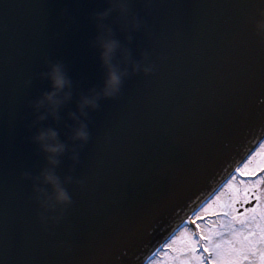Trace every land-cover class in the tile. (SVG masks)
Returning <instances> with one entry per match:
<instances>
[{
  "label": "water",
  "instance_id": "95a60500",
  "mask_svg": "<svg viewBox=\"0 0 264 264\" xmlns=\"http://www.w3.org/2000/svg\"><path fill=\"white\" fill-rule=\"evenodd\" d=\"M108 6L0 0V264H143L264 136V0H127L138 26L103 21L126 71L112 96L93 15ZM54 64L70 95L53 114L36 101ZM49 129L62 152L35 139Z\"/></svg>",
  "mask_w": 264,
  "mask_h": 264
},
{
  "label": "clouds",
  "instance_id": "9594fccd",
  "mask_svg": "<svg viewBox=\"0 0 264 264\" xmlns=\"http://www.w3.org/2000/svg\"><path fill=\"white\" fill-rule=\"evenodd\" d=\"M109 6L103 11L94 13V19L97 22L98 34L95 38V44L100 49V58L103 65L106 68V78L104 82L103 95L112 96L115 92L118 91L121 78L126 74L125 70H118L115 65L112 64V58L114 53L119 47L118 41L112 38V30L107 26L103 21L112 13H115V19L122 23L123 25H131L132 27L138 26L137 18L134 14H129V9L127 6V0H108ZM264 16V12L261 13ZM256 28L261 33H264V19L258 20L256 22ZM126 58V54H125ZM138 65H133V70L135 71ZM144 71H149L148 68H145ZM53 91L45 93L43 98L36 101L37 107H42L45 104L49 106L50 111L54 114L55 109L59 104L62 103V99H67L70 95L69 93H64L63 98L57 96V93L63 90L68 86L69 81L66 78L63 68L59 64H54L50 67L49 72L47 73ZM81 108L84 106L95 107V99L89 97H83L80 102ZM43 119V117H40ZM87 132L85 126L80 124L73 132V138L79 140L87 139ZM56 133L53 130L41 131L39 132L35 139L41 143V147L44 151L50 154H56L63 151V145L60 143H49L48 141H54ZM50 162L55 163V160L52 156L49 157ZM43 179L45 182L51 184L54 189V198L57 202H67L69 197L65 190L60 187L57 178L50 172L45 171L42 173Z\"/></svg>",
  "mask_w": 264,
  "mask_h": 264
},
{
  "label": "rangeland",
  "instance_id": "374dc122",
  "mask_svg": "<svg viewBox=\"0 0 264 264\" xmlns=\"http://www.w3.org/2000/svg\"><path fill=\"white\" fill-rule=\"evenodd\" d=\"M255 164L257 163L253 165ZM226 190L230 191V189ZM219 196L220 195H216L213 198L214 201L204 204L200 209L192 213L190 215L191 223L182 225L145 264H206V260L209 264H213V261H215L217 257L215 255L210 256L208 253L203 252V247L205 245L210 248L224 245L227 247L226 244L228 242H233L237 247L243 245L247 235L249 233H255L252 228L254 222L249 218L238 222L237 227L233 226L235 224H233V221L231 226H228L231 220H229V218L226 219L222 214L219 215V217L209 216L219 211L217 202L222 204L221 212H224V215L230 216V214L234 212L233 207L231 211L227 209L228 205L233 206L235 199L234 194L232 193L227 199L225 195L223 197ZM228 212L230 213L228 214ZM178 238L191 241L192 246H189L187 251L178 250L181 247L175 242ZM262 239H264V237H262ZM253 240H255L256 243L252 245L251 253L244 257L240 264H264V261L260 259V256L264 254V241H260L258 236L253 237ZM200 256H203L205 260H199Z\"/></svg>",
  "mask_w": 264,
  "mask_h": 264
},
{
  "label": "flooded vegetation",
  "instance_id": "af4514ba",
  "mask_svg": "<svg viewBox=\"0 0 264 264\" xmlns=\"http://www.w3.org/2000/svg\"><path fill=\"white\" fill-rule=\"evenodd\" d=\"M254 163H257V164L259 163L261 165V168H264V137L250 151V153L247 155L244 161H242V163L239 166H237V168L230 174V176H228V178L220 184V186L215 190L211 198L208 199L204 204L211 203L212 201H214L213 198L216 195H220L219 197H223L225 195L227 199L233 193L235 196L233 206H229V205L227 206V209L229 211H231L232 207L234 210V212L230 214V216H226L223 214L224 212H221L222 204L219 202H217V207L219 211L214 212L209 216L219 217V215L222 214L223 217H225L226 219L229 218V220H231L228 226H231V223L233 221V224L235 223L233 226H236V227L238 226V222L251 218L254 222L252 226L253 232H258V231L263 232L264 231V220H263L264 216H261L260 218L253 217L251 213H249L247 216H243L242 215L243 205L240 200V197L242 196L243 193L245 192L254 193L255 195L260 197L261 209L264 210V171H257V173L253 177L248 178V179L245 177H242L237 172V169L239 168L241 169L255 168L257 164L253 165ZM226 189H230V191H227ZM229 213L230 212H228V214Z\"/></svg>",
  "mask_w": 264,
  "mask_h": 264
},
{
  "label": "snow or ice",
  "instance_id": "6c2138e0",
  "mask_svg": "<svg viewBox=\"0 0 264 264\" xmlns=\"http://www.w3.org/2000/svg\"><path fill=\"white\" fill-rule=\"evenodd\" d=\"M257 171H264V168H261V165L258 163L255 168H244L237 169V172L245 178L253 177ZM241 203L243 205V216H247L249 213L252 214L253 217H261L264 216V210L261 209L260 205V197L255 195L254 193L245 192L240 197ZM195 223V221H194ZM259 237L260 241H264L262 237H264V232H255L249 233L245 239V243L239 247L233 244V242H228L226 244L227 247L218 246L215 248H210L207 245L203 247V252L208 253L210 256L215 255L217 258L213 261V264H240L241 260L249 255L252 250V245L256 243L253 240V237ZM203 239V237H202ZM177 242L181 247L178 250L187 251L189 246L191 245V241L178 238ZM198 251V248H197ZM261 261H264V254L260 256ZM199 260H205L203 256L199 257ZM206 264L209 262L206 260Z\"/></svg>",
  "mask_w": 264,
  "mask_h": 264
},
{
  "label": "bare ground",
  "instance_id": "6f19581e",
  "mask_svg": "<svg viewBox=\"0 0 264 264\" xmlns=\"http://www.w3.org/2000/svg\"><path fill=\"white\" fill-rule=\"evenodd\" d=\"M190 214V213H189ZM187 215L186 217H184V219L181 221L180 225H184V224H190L191 223V219H190V215ZM155 252L152 253V255L154 254Z\"/></svg>",
  "mask_w": 264,
  "mask_h": 264
}]
</instances>
